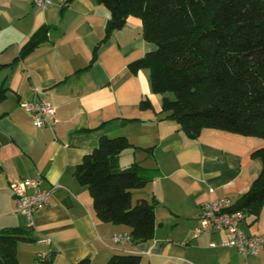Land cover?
<instances>
[{"label": "crops", "instance_id": "0c3cea01", "mask_svg": "<svg viewBox=\"0 0 264 264\" xmlns=\"http://www.w3.org/2000/svg\"><path fill=\"white\" fill-rule=\"evenodd\" d=\"M110 19L98 0H55L45 10L34 0H0V88L7 90L0 104V232L27 226L16 213L13 182L40 178L44 188L62 187L37 212L33 241L18 245L19 264H107L114 255L139 256L140 264H264V249L246 258L212 247L226 239L223 232L194 236L204 203L236 204L251 189L263 171L253 153L264 141L213 128L192 139L163 119L164 97L152 92L150 70H129L156 45L144 39L141 19L130 16L108 33ZM33 87L57 108L53 130L37 128L20 107ZM143 101L153 108L142 109ZM104 136L131 144L118 167L137 168L147 182L133 191L134 204L156 201L151 241L114 243L130 227L100 221L89 188L75 175ZM241 229L264 235V207L256 219L246 215ZM47 252L51 258L38 263Z\"/></svg>", "mask_w": 264, "mask_h": 264}, {"label": "trees", "instance_id": "16d2710c", "mask_svg": "<svg viewBox=\"0 0 264 264\" xmlns=\"http://www.w3.org/2000/svg\"><path fill=\"white\" fill-rule=\"evenodd\" d=\"M98 1L111 15L108 33L121 30L134 16L143 23L144 39L156 45L129 70H150L152 92L164 97L163 119L176 121L192 139L213 128L264 141V0ZM6 94L0 88V104ZM141 107L153 108L148 101ZM130 147L126 137H102L75 175L89 188L97 218L130 227L133 244H139L155 236L156 201L133 203V191L147 182L137 168L119 170L118 158ZM253 157L262 160L263 171L233 210L256 219L264 207V146ZM31 234L29 227L2 230L0 264H19L17 247L32 242ZM140 260L136 255H114L107 264Z\"/></svg>", "mask_w": 264, "mask_h": 264}, {"label": "built area", "instance_id": "2783aa9c", "mask_svg": "<svg viewBox=\"0 0 264 264\" xmlns=\"http://www.w3.org/2000/svg\"><path fill=\"white\" fill-rule=\"evenodd\" d=\"M38 9L45 10L54 4L55 0H34ZM33 97L21 103L20 107L33 117L37 128L54 129L59 123L57 108L49 101L40 98V90L33 87ZM62 188L56 184L44 188L40 178L15 181L11 189L16 201V213L22 215L29 228H33L37 212L51 204L53 193ZM199 227L195 237L201 234L225 233L226 239L220 243H212V247L237 249L244 257L258 256L264 249V235L248 236L241 229V223L246 219L243 211L233 210V203L228 199L208 201L204 203L195 217ZM116 244L132 243L128 234L115 235ZM51 258V252L42 253L37 262H45Z\"/></svg>", "mask_w": 264, "mask_h": 264}, {"label": "bare ground", "instance_id": "6f19581e", "mask_svg": "<svg viewBox=\"0 0 264 264\" xmlns=\"http://www.w3.org/2000/svg\"><path fill=\"white\" fill-rule=\"evenodd\" d=\"M230 200V199H229ZM234 207V206H233Z\"/></svg>", "mask_w": 264, "mask_h": 264}]
</instances>
